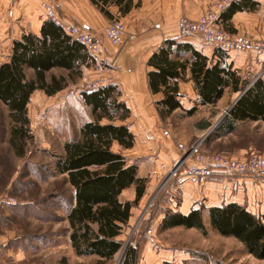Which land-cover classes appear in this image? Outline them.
<instances>
[{
    "label": "rangeland",
    "instance_id": "rangeland-1",
    "mask_svg": "<svg viewBox=\"0 0 264 264\" xmlns=\"http://www.w3.org/2000/svg\"><path fill=\"white\" fill-rule=\"evenodd\" d=\"M218 1L222 0L209 1L197 15L179 16L177 21L181 17L191 21L212 17L211 10L214 11ZM138 4V1L132 2V7ZM240 13L241 17H235L234 13L230 17L231 21L239 23V30L233 29L230 19L224 26L219 19L217 21L221 28L232 35H243L252 41L264 42V0H255L252 9L245 8ZM128 16L109 17L102 29V35L115 48L137 36V32L129 28ZM109 22L121 24L118 30L123 39L118 44L106 37L104 29ZM156 24L152 27L162 32L160 25L158 27ZM7 28L4 30L8 31ZM90 31L97 38L100 48L102 44L99 37ZM7 34H0V64L10 58L8 56L5 59L9 53L8 39H4ZM129 36H133V39H129ZM13 41H10L11 54ZM226 52V59L229 58L233 65L238 62V71L242 76L251 80L262 77L259 73H264V50L261 53H256L254 49ZM86 70L88 72L82 75L83 78L75 77L72 81H66V86L53 95H47L40 88L32 91L26 104V115L33 137L28 140L22 156L16 154L9 142L13 122L8 115L9 109L0 102V264H122L127 246L136 249L132 264H160L162 261L172 264H264V260L247 252L237 239L213 230L207 223L206 208L202 210L205 232L184 226L159 229L166 210H181L180 190L183 184L167 186L166 182L168 172L181 167L186 157L195 159L199 153H205L244 160L251 152H255L264 158V121L239 122L235 133L213 134L228 110L233 95L229 90L209 109L201 107L190 116L182 115L177 109L162 117L158 111L160 133L167 142L175 144L178 152L175 163L170 166L160 165L162 174H156L157 182L153 183L152 178L151 184L150 177L146 178V187L150 190L144 191L139 203L132 207L128 222L117 236L122 244L111 258L103 259L93 254L77 255L74 252L69 244V228L64 210L67 202H73L72 192L65 177L55 171L54 162L56 156L62 154L63 143L78 137L79 127L83 121L88 120V116L92 120L90 107L83 102L80 91H90L93 88L88 87L90 84H110L117 74L111 61H103L101 65ZM64 73L65 70L57 67L44 72L46 80L52 75L60 76ZM25 74L29 79L34 77L31 68L26 67ZM210 113L212 117L207 118ZM201 118L209 120L208 128L200 130L197 127L196 122ZM178 144L183 146L179 148ZM113 148L118 149L116 145ZM125 156L132 158L130 150L126 151ZM129 159L126 158V161L129 162ZM195 161L189 159L188 164ZM139 162L142 164L143 160ZM147 165L152 166L153 163L147 162ZM140 170L142 175L148 174L150 169L141 165ZM191 186H200L206 192L212 191L220 204L237 202L255 214L264 213V170L251 174L230 172L217 167L202 183H191ZM119 198L132 200L133 186L122 190ZM200 205L204 206L199 203L198 207Z\"/></svg>",
    "mask_w": 264,
    "mask_h": 264
},
{
    "label": "trees",
    "instance_id": "trees-1",
    "mask_svg": "<svg viewBox=\"0 0 264 264\" xmlns=\"http://www.w3.org/2000/svg\"><path fill=\"white\" fill-rule=\"evenodd\" d=\"M105 11V5H117L121 14L127 13L133 0H92ZM255 0H230L217 11L221 25L236 11L252 9ZM166 38L147 63L153 69L148 71V83L152 93H159L156 101L161 116L169 115L181 104L177 99V80L185 77L186 70L194 82L199 104H215L227 88L237 94L228 108L215 135H222L234 129L244 120L264 121V79L259 76L248 79L237 67L226 62V51L215 47L216 60L195 49L189 42ZM232 52V51H229ZM227 54V55H226ZM83 45L53 22L46 20L41 25L40 35L24 34L21 40H14L12 54L8 61L0 64V102L9 109L12 120L9 142L18 156L26 150L28 140L33 137L29 130L26 104L32 91L43 89L52 95L64 87V77L50 76L44 72L52 67L68 70L70 77L79 75L76 68L80 62L88 61ZM31 68L34 77L29 79L25 68ZM83 102L90 106L92 120L84 121L79 127L78 137L65 141L62 154L56 156L54 169L65 177L72 192V203L64 207L68 224L69 244L77 255H97L109 259L120 248L117 236L128 222L132 207L139 203L146 178L137 174L134 164H127L121 148H130L134 136L124 120L129 114L125 103L119 100L115 84L98 86L92 90L80 91ZM195 108L186 111L193 113ZM198 128L206 129L209 120L200 119ZM118 146L114 149L113 146ZM133 186L132 200L119 198L122 190ZM206 208L207 223L220 235L232 236L243 244L247 252L264 260V213L255 214L237 202L190 208L187 212L168 211L161 218L159 229L175 226L197 228L205 232L202 210ZM136 249L126 247L122 264H132ZM160 264H172L162 261Z\"/></svg>",
    "mask_w": 264,
    "mask_h": 264
},
{
    "label": "crops",
    "instance_id": "crops-1",
    "mask_svg": "<svg viewBox=\"0 0 264 264\" xmlns=\"http://www.w3.org/2000/svg\"><path fill=\"white\" fill-rule=\"evenodd\" d=\"M43 1L47 0H0V34L4 36L5 33H8L7 37H4V39H8L9 43V53L5 55L6 60L11 55L10 41L20 40L27 33L36 36L40 35L41 25L47 20L41 7ZM48 1L54 4L56 13L62 21L83 24L99 37L102 46H100L93 57L88 58V61L80 62L78 65L76 64L75 69L80 72L76 78H80L82 75L84 76L88 72L86 70L87 68L101 65L103 61H111L113 63L114 70H117V74L112 84H115L119 90V100L123 101L129 110V114L124 122H126L130 132L134 136L133 146L129 149L123 148V154L125 155L126 151L130 150L132 154L130 157L132 158L129 159L128 156H125L130 160L129 162L127 161V164L136 165L138 176L150 177L151 184L157 182L156 174H162L159 168L160 165L170 166L175 163L174 160H176L178 152L175 144L167 142L168 140H165L160 133V117L156 101L161 96L159 93H152L149 88L148 71L153 68L148 65L147 61L151 54L157 51L164 39L175 37H177V41L191 43L195 49L206 55L210 60L213 57V61H215L216 53L214 54V52L218 51L214 47L203 44L195 37H192L193 39L179 37L174 32L179 16L191 17L197 15L201 8L205 7L212 0H133V3L138 1L139 4L133 6L124 15L129 14V28L135 30L137 36L131 41L125 40L116 48L101 33L109 16L107 17L106 13L99 8V4H96L92 0ZM104 9L110 13L111 17H116L117 15L124 16L121 15L118 6L112 3H107ZM240 12L236 11L233 15L235 17H241ZM230 22L233 29L239 30L238 22H233L231 19ZM156 23L160 25L163 30L162 32L152 27ZM6 27H8V31L4 30ZM225 61L232 63L229 58ZM233 66L240 67L238 66V62H235ZM60 69L65 70V73L60 75L64 77L63 85L65 87L66 81H72L74 78L70 77L67 69ZM259 74L264 79V73L261 72ZM177 84V99L181 104V108L177 109L181 111L182 115L190 116L201 107L209 109L212 106V104H199V96L188 70H186L184 78L177 80ZM226 91H228L227 88L224 90L223 95L227 94ZM155 96L157 98L152 99ZM236 98L237 94L233 93L228 108ZM191 108H195L193 113L187 115L186 111ZM89 109L91 114V108ZM210 116L212 117L211 113L207 118ZM87 119L91 120L89 116ZM239 122L235 124L234 129L230 132H237ZM199 129L203 130L201 128ZM140 160H143L142 164L139 162ZM147 162H151L153 165H147ZM141 165L150 169L148 174L142 173L141 175L139 173L141 171ZM152 178L154 179L153 183ZM148 189L146 187L145 191L147 192ZM209 192L201 189L200 186H191V183L186 182L180 190V211L185 213L190 208H197L199 203L204 204L206 207L220 205L217 196L212 191Z\"/></svg>",
    "mask_w": 264,
    "mask_h": 264
},
{
    "label": "built area",
    "instance_id": "built-area-1",
    "mask_svg": "<svg viewBox=\"0 0 264 264\" xmlns=\"http://www.w3.org/2000/svg\"><path fill=\"white\" fill-rule=\"evenodd\" d=\"M229 1L230 0L218 1V5L215 6L214 11L211 10L212 17L202 18L197 21H191L185 17L179 18L178 21H176L177 23L174 29L175 34L191 35L205 45L214 48L218 47L224 51L244 52L249 49H254L256 53H261L264 50V42L262 40L252 41L243 35H232L221 28L222 26L216 19L215 11L223 9ZM42 7L49 21L58 25L63 32L70 37L81 42L89 57L94 56L95 52L99 49V44L96 41L97 38L89 28L83 25L62 21L56 13L55 6L51 1L43 2ZM120 25L119 22H109L104 29L106 37L114 44L120 43L123 39L120 35V30H118V26ZM156 25L159 27V24ZM129 39H133V36H129ZM88 87H93L92 89H95L98 86L97 84H90ZM181 146L183 145L178 144L179 148H181ZM251 153L252 154L244 160L205 153H199V155L195 154V159L193 157H186L181 167H176L168 172L167 186L168 184L180 185L186 182L200 184L211 174L213 169L217 167L230 172H249L251 174L262 172L264 170V158L255 152ZM189 159L196 161L195 163L188 164Z\"/></svg>",
    "mask_w": 264,
    "mask_h": 264
}]
</instances>
